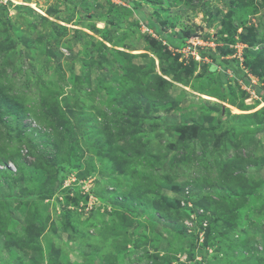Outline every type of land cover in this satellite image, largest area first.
I'll list each match as a JSON object with an SVG mask.
<instances>
[{"label": "rangeland", "instance_id": "1", "mask_svg": "<svg viewBox=\"0 0 264 264\" xmlns=\"http://www.w3.org/2000/svg\"><path fill=\"white\" fill-rule=\"evenodd\" d=\"M0 264H264V0H0Z\"/></svg>", "mask_w": 264, "mask_h": 264}, {"label": "built area", "instance_id": "2", "mask_svg": "<svg viewBox=\"0 0 264 264\" xmlns=\"http://www.w3.org/2000/svg\"><path fill=\"white\" fill-rule=\"evenodd\" d=\"M191 54L195 57L196 60H201V55L200 54H198L196 52H192Z\"/></svg>", "mask_w": 264, "mask_h": 264}, {"label": "trees", "instance_id": "3", "mask_svg": "<svg viewBox=\"0 0 264 264\" xmlns=\"http://www.w3.org/2000/svg\"><path fill=\"white\" fill-rule=\"evenodd\" d=\"M206 57V56H205ZM260 93V92H259Z\"/></svg>", "mask_w": 264, "mask_h": 264}]
</instances>
